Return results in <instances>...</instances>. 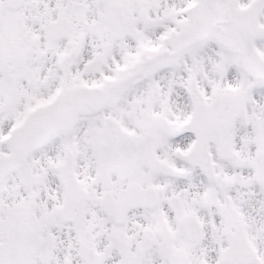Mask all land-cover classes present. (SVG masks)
<instances>
[{"label": "snow or ice", "instance_id": "obj_1", "mask_svg": "<svg viewBox=\"0 0 264 264\" xmlns=\"http://www.w3.org/2000/svg\"><path fill=\"white\" fill-rule=\"evenodd\" d=\"M0 264H264V0H0Z\"/></svg>", "mask_w": 264, "mask_h": 264}]
</instances>
